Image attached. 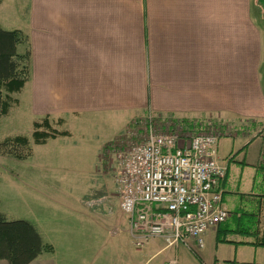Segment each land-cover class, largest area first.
Segmentation results:
<instances>
[{"label": "crops", "instance_id": "obj_1", "mask_svg": "<svg viewBox=\"0 0 264 264\" xmlns=\"http://www.w3.org/2000/svg\"><path fill=\"white\" fill-rule=\"evenodd\" d=\"M12 1L23 2L19 6L26 8V28L21 31L31 52L30 112L38 117L35 120L48 117L53 128L61 124L56 129L68 135L58 137L73 138L75 131L95 137L88 142L96 151V168L110 141L149 112L162 121L212 120L230 130L219 149L227 169L220 188L229 217L205 233L198 254L183 244L169 245L164 237H154L143 245L144 251L143 246L132 250L130 243L122 244L112 258L109 241L83 242L75 225L63 230L58 246L51 238L45 241L39 224L31 221L53 250H44L29 264L250 262L239 259L240 248H251L256 255L264 246V6L260 1ZM6 2L1 0L0 6ZM251 124L256 125L252 133L247 128ZM58 137L36 145L47 146ZM23 183L36 193L46 186L39 178ZM56 199L52 198L59 203ZM90 206L94 207L92 202ZM90 206L87 211L72 205L69 209L84 228L105 227L108 209L91 211ZM0 264L9 262L0 259Z\"/></svg>", "mask_w": 264, "mask_h": 264}, {"label": "rangeland", "instance_id": "obj_2", "mask_svg": "<svg viewBox=\"0 0 264 264\" xmlns=\"http://www.w3.org/2000/svg\"><path fill=\"white\" fill-rule=\"evenodd\" d=\"M6 1V5L0 6V25L5 29L19 28L25 30L23 20L26 8L19 6L23 2ZM18 49L20 53L25 52L28 49V42L24 45L20 44ZM32 81L31 75L28 84L22 91L12 94L13 97L17 98V103L13 104L7 114L0 115V211L9 220L26 219L38 223L45 241L51 238L58 246H60L59 243H61L64 234L63 230L67 229L68 226L75 225L74 229L80 232V240L83 242L101 243L109 241L112 258L119 254L118 247L122 244L125 246L130 243V249L136 250L138 246L131 244L135 241L129 232L127 216L119 206L120 196L117 191L118 153H120V149L128 147L131 143L144 141L148 138L150 134L148 116H144L135 122L132 121L127 129L111 140L106 149L101 151L96 168L94 165L96 151L88 142L95 137L90 134L82 136L78 134L79 131H75L73 138L58 137L57 140L50 141L47 146L42 147L33 142L32 123L38 117L32 115L28 104ZM5 93L3 90L4 95ZM186 122L183 123L185 126L179 127L178 125L181 124L179 121L174 124L168 123L167 120L153 121L156 123L158 132L182 130L194 134L212 128L221 133L230 132L229 129L220 127L218 122L213 124L201 120L198 122L200 124L196 125L197 129H192V125ZM239 122L243 121L240 120ZM55 126L56 128L63 127L61 124H55ZM254 126L256 127L252 124L247 126L251 133ZM16 135L28 137L29 144L24 145L14 141L12 137ZM8 138L11 139L7 140ZM75 140L79 142L75 144ZM27 151H30L29 155H26ZM18 154L26 156L20 158ZM35 161L40 164H34ZM37 178L46 184L45 187L40 188V193L30 190L28 185L23 183V181L26 183L28 180L35 182ZM53 197L57 198L56 200L61 205L55 203L52 200ZM81 199L83 202L80 201ZM84 200L87 201V204L84 203ZM91 202L94 207L90 206ZM68 203L69 206L72 205L81 211H87L89 206L94 208L91 211L106 207L109 218L105 219V227L102 225L97 227L96 224H93L94 230L84 228L70 211ZM51 229H55V232H52ZM91 244L94 245L95 243ZM259 247L256 255H252L249 250L251 248H240L239 259L251 260L245 264H264V246ZM234 264L243 263L238 261Z\"/></svg>", "mask_w": 264, "mask_h": 264}, {"label": "built area", "instance_id": "obj_3", "mask_svg": "<svg viewBox=\"0 0 264 264\" xmlns=\"http://www.w3.org/2000/svg\"><path fill=\"white\" fill-rule=\"evenodd\" d=\"M146 116L148 138L118 153L120 209L128 217L136 246L164 237L169 245L180 243L198 254L205 245V233L229 217L220 188L227 174L219 159L224 133L214 128L194 134L158 132L154 113ZM167 264H177V260Z\"/></svg>", "mask_w": 264, "mask_h": 264}, {"label": "trees", "instance_id": "obj_4", "mask_svg": "<svg viewBox=\"0 0 264 264\" xmlns=\"http://www.w3.org/2000/svg\"><path fill=\"white\" fill-rule=\"evenodd\" d=\"M259 1L264 6V0ZM27 42V35L21 30L5 29L0 25V115L7 114L13 104L17 103V98L12 94L21 92L30 78L31 52L29 46L23 53L18 50L20 44H27ZM3 90L6 92L5 95ZM188 122L192 125V129H197L196 125L200 124L193 121L186 123ZM212 123L217 124L216 121ZM65 135H68V132L53 128L48 117L33 122L32 139L36 144H44L49 139ZM12 138L24 145L30 142L29 138L24 135H16ZM9 139L11 138L7 140ZM29 153L30 151H27L26 155ZM26 155L18 154V157L25 158ZM261 244H264V239ZM44 250L51 252L53 247L44 244L40 232L30 220H9L0 211V259H6L9 264H29Z\"/></svg>", "mask_w": 264, "mask_h": 264}]
</instances>
